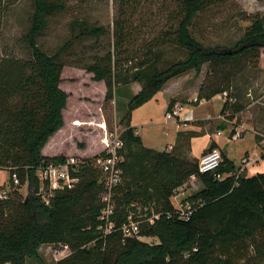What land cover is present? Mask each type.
<instances>
[{
  "label": "trees",
  "instance_id": "trees-1",
  "mask_svg": "<svg viewBox=\"0 0 264 264\" xmlns=\"http://www.w3.org/2000/svg\"><path fill=\"white\" fill-rule=\"evenodd\" d=\"M227 1L176 0L177 8L165 31L145 53L126 61L109 53L82 66L93 75V81L105 82V106L116 100L120 116L123 184L117 191L118 208L113 222L117 228L122 227L131 205L149 209L153 206L157 213H164L153 225H141L139 238L124 240L121 231L105 236L100 230L105 227L99 220L103 186L101 172L92 162L104 151L87 159L89 166L82 171L76 188L56 191L49 205L38 195L39 170L67 160L63 156L46 157L42 151L65 125L69 94L60 87L67 46L50 54L39 45L50 19L65 10V4L60 0H32L34 12L24 39L28 59H0V169L9 171L10 178L15 173L20 179L19 188L8 199L0 200V264L37 260L40 248L48 244H64L71 249L68 258L55 264H264V173L238 175L236 163L221 152L223 162L217 173L202 174L199 161L189 160L177 147L170 152L145 147L132 126L135 110L153 100L169 81L192 70L200 72L209 64V76L233 62L238 65L246 60H255L254 67H259L264 48V14L250 19L244 37L233 48L206 46L195 32L199 15ZM4 2L0 0V21ZM129 4L131 0H121L120 46L130 38L125 34ZM76 28L80 30L77 38L98 40L106 34L105 28L86 21H73V32ZM168 44L185 51L186 57L162 66V53L157 50ZM225 78L230 80L229 73ZM134 84L142 87L137 95L131 91ZM231 87L232 84L228 89L209 90L202 86L195 103L225 92L232 96ZM174 106L175 101H171L168 110ZM244 110L238 102L225 103L222 113L236 117ZM192 137L179 132L176 146L182 142L190 146ZM214 148H219L216 142L208 151ZM217 175L223 179H217ZM193 177L202 183V189L186 200L194 211L190 219L168 218L166 213L177 211L172 201L174 192L187 186ZM26 184L31 193L23 199L19 192ZM141 238H156L159 243H145Z\"/></svg>",
  "mask_w": 264,
  "mask_h": 264
},
{
  "label": "rangeland",
  "instance_id": "rangeland-1",
  "mask_svg": "<svg viewBox=\"0 0 264 264\" xmlns=\"http://www.w3.org/2000/svg\"><path fill=\"white\" fill-rule=\"evenodd\" d=\"M60 1L65 4V10L50 19L49 28L40 38L39 45L50 54L67 46L62 58L66 64L62 74L64 84L62 86L64 91L71 92L72 99L69 100L67 106L66 120L74 117L77 106L78 119L81 120L78 122H82V129L76 136V143L81 152L77 151L76 155H82V150H87V155L102 153L111 133L122 131L119 125L120 116L118 115V120L107 116V127L100 110L103 104L100 100L104 99L105 87L100 84L92 85V75L82 66L91 65L95 63L97 57H105L109 53L115 58H124L125 61L145 53L153 47L154 40L165 31L169 18L177 8L176 0H131L129 9L126 10L129 25L125 27V34H128L130 38L124 42L123 46L119 44V24L123 19L121 0ZM33 12L32 0H5L3 17L0 21V59L3 57L28 59V48L24 39L30 28ZM258 14H264V0H228L199 15L195 24V32L206 46L233 48L244 37L250 26V19ZM73 21H86L92 26L103 27L106 34L98 40L77 38L80 30L76 28L73 32ZM157 51L162 53V66L186 57L185 51L171 44ZM261 52L260 64L256 68L254 67L255 60H250V63L247 60L242 61L238 65L233 62L228 68L219 69L208 76L209 64H206L200 72L192 70L185 76L167 83L165 88L173 90L175 96L179 98L175 101V105H187L189 108L187 112L194 111L195 113V122H193L195 130L188 131L193 136L190 146H185L183 142L179 147L174 146V148L177 147L178 152L186 153L191 161H200L215 139L221 144H226L229 157L235 161L239 169L237 174L241 175L248 165L250 150L257 146L264 150V98L236 117H231L230 113H222L225 105L222 94L214 99L195 103L198 98L197 93L202 86L209 90L215 87L228 89L232 84L234 88L233 92L231 91L232 96L236 98L238 104L246 107L264 97V48ZM226 73L230 75L229 81L225 78ZM78 92L80 94L77 95ZM182 98L186 99L182 100ZM197 104L200 105L195 106ZM152 105L153 122L160 133V136L156 135L155 138L158 139L161 144L159 147H161L163 142L168 143L173 140L172 127L175 128V126L171 125L183 123H178V120L168 122L161 103L155 101ZM108 111L109 108L106 105V115ZM251 117H253L252 120ZM102 124L105 125L102 128L104 135H100ZM168 124L171 125L168 126ZM238 131L241 132V139L232 140L231 136ZM219 132L222 133L221 137L217 136ZM193 179L189 181L188 188L181 191L179 189V193L173 196L172 201L176 207L181 204L184 209L192 207L191 202L186 201L187 198L202 189V183L197 178H195L197 181L191 184ZM9 180L10 172L0 169V188H8ZM19 193L23 199L28 198L31 193L29 184L24 185ZM153 210V206L150 207V213ZM127 211L131 212L132 209L128 208ZM141 240L149 244L159 243L156 238H141ZM53 246L55 245H43L40 248L39 259H29L27 264H55L56 260L51 250Z\"/></svg>",
  "mask_w": 264,
  "mask_h": 264
},
{
  "label": "built area",
  "instance_id": "built-area-1",
  "mask_svg": "<svg viewBox=\"0 0 264 264\" xmlns=\"http://www.w3.org/2000/svg\"><path fill=\"white\" fill-rule=\"evenodd\" d=\"M222 96L225 103L229 105L237 103L236 98L230 96L228 92L223 93ZM193 113V111L187 112L186 106L177 104L172 110H167L165 117L168 121L178 120V123H184L191 119ZM121 133H111V136H109L106 141L104 155L95 159L92 165L101 172V183L103 186V192L100 195L103 209L99 220L105 227L101 226L100 230H104L105 236L121 231L124 240H126L128 238H139L141 225H153L156 221L160 220L164 213H157L154 210L150 213L148 207L144 208L140 205H131L130 208H136L137 212H129L127 222L124 223L122 227L117 228L115 222H113V218L117 215L118 208L117 191L123 184V169L121 165L124 159L121 155V150L124 144L121 139ZM218 135L221 136L222 133L219 132ZM241 137V132L238 131L231 136V139L238 141ZM222 162L223 157L220 149L214 148L200 158L199 171L202 174H215L222 165ZM86 166H89L87 158L71 156L67 158L65 163L57 165L51 164L40 169L37 173V177L41 182L38 195L49 205L56 191H63L66 189L72 190L76 188L81 182L82 171ZM217 179L222 180L223 176L217 175ZM9 181L10 186L8 188H0V200L8 199L9 195L20 186V179L15 173ZM184 188L186 189L187 186L180 188V191ZM178 193L179 189L174 192V196ZM193 212L192 207L184 209V206L181 204V206L177 207V211L174 213H166L165 215L170 219L176 216L182 220H189ZM51 250L56 262L64 260L71 255V249L68 245H55Z\"/></svg>",
  "mask_w": 264,
  "mask_h": 264
},
{
  "label": "crops",
  "instance_id": "crops-1",
  "mask_svg": "<svg viewBox=\"0 0 264 264\" xmlns=\"http://www.w3.org/2000/svg\"><path fill=\"white\" fill-rule=\"evenodd\" d=\"M262 61H263V59H262ZM262 64H263V62H262ZM91 79H92V81H91L92 85L97 86L98 84H100L103 87H105V96H106L107 88H106L105 82L93 81V75H92ZM62 85H64L63 79H62V83L60 86L61 89L63 90ZM72 87H74V86L72 85ZM141 90H142V87L140 84L132 85L131 91L134 95L139 94L141 92ZM233 90H234V88L231 87L230 92L231 91L233 92ZM65 92L69 94V99H68V103H69V100L72 99V96L70 95L71 92H68V91H65ZM199 93H200V90L197 93V97L199 96ZM78 94H80V93L78 92L77 95ZM77 95H76V97H77ZM105 96H104V99L100 100L103 102L102 106H100V110L102 113L103 121H105V123L108 127L107 116H109L111 119L113 117H115L118 120V112H117V106H116V100H115V101L111 102L110 105H108L109 111H108V115H106V113H105V101H104ZM263 98L264 97L259 98L257 100V102L253 103L249 107L244 106L245 110L242 113H244L248 109H251L252 106H254L256 103H258L259 100H263ZM183 99H186V98H182V100ZM178 100H179V98L175 96V92L173 90L164 87V89L161 92H159L153 100H151L150 102L146 103L144 106H142L139 109L134 111L133 117H132V126L135 128L137 135H139L141 137L143 145L145 147L150 148V149H154L157 151H161V152H163V151L170 152V150H173L174 146H176V144H177V135L179 132L188 133V131L195 130L194 125H193V122H195V117H194L195 113H193L191 119L184 122L183 124H179V125L178 124L174 125V123L172 125L168 124V126L169 125L175 126V128L172 127L173 128V133H172L173 140H171L168 143L163 142L162 143L163 145L161 147H159V145H161V144L159 143L158 139L155 138V136L156 135L160 136V133H159V129H157V125H155L153 122V107H152L153 105L152 104L155 101L160 102L161 105L163 106L164 111L167 112L171 101H178ZM202 102H203V100L201 101V103ZM187 109L189 110V108L186 105V111H187ZM66 110L64 111V120H65L64 127L50 139L49 143L43 149L42 154L46 157H62L63 156V157L68 158L71 156H80V157H84L87 159L93 158V157L99 155L100 154L99 152H96L93 155H87L86 154L87 150H82L83 151L82 155H76L77 154L76 152L80 150L77 143H76V139H77L76 136L79 133V131L82 129L81 128L82 125L76 124L79 120L78 119V113H77L79 111H78V108L76 106L75 111H74V117L71 120L67 121L66 120ZM142 111H143V113H141ZM75 114H76V116H75ZM250 119L252 120L253 117H251ZM79 121H81V120H79ZM136 121H138V123ZM79 123H82V122H79ZM94 124H96V123H94ZM102 125H104V124H102ZM100 128L102 129V127H100ZM103 131L104 130L102 129V131L100 132V135H104ZM217 136H219V135H217ZM172 137H171V139H172ZM68 142H70V143H68ZM214 142L217 143L220 151L221 152L223 151L224 154L230 160H232L229 157V153L227 151L226 144H221L219 141H217L215 139H214ZM67 150H69V151H67ZM263 151L264 150H262L258 146L254 147L252 150H250L251 153H250V157L248 158L249 162H248V165L246 166L247 170L246 169H244V171L242 170L243 173L248 172V176H253V175H256L258 173H264V160L262 159ZM79 152H81V151H79ZM232 161H234V160H232ZM194 181H197V180H195V178H194L193 181L191 182V184H193ZM187 188H188V185H187Z\"/></svg>",
  "mask_w": 264,
  "mask_h": 264
}]
</instances>
